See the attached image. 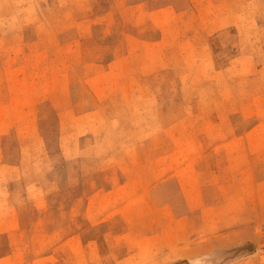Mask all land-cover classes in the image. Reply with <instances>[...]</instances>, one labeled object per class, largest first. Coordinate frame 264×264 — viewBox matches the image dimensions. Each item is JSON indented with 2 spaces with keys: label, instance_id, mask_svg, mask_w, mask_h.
Listing matches in <instances>:
<instances>
[{
  "label": "rangeland",
  "instance_id": "rangeland-1",
  "mask_svg": "<svg viewBox=\"0 0 264 264\" xmlns=\"http://www.w3.org/2000/svg\"><path fill=\"white\" fill-rule=\"evenodd\" d=\"M0 264H264V0H0Z\"/></svg>",
  "mask_w": 264,
  "mask_h": 264
}]
</instances>
